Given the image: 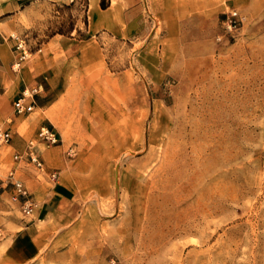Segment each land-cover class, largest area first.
I'll return each mask as SVG.
<instances>
[{"label": "rangeland", "instance_id": "1", "mask_svg": "<svg viewBox=\"0 0 264 264\" xmlns=\"http://www.w3.org/2000/svg\"><path fill=\"white\" fill-rule=\"evenodd\" d=\"M20 3L8 38L13 71L52 37L89 38L87 0ZM231 10L241 21L228 29ZM141 18L127 36H91L95 59L65 93L54 129L65 167L52 184L66 182V194L34 227L40 250L26 264H264V3L225 10L201 46L168 34L146 0ZM15 36L27 50L20 61ZM17 115L11 103L0 120L13 136ZM35 134L34 151L55 146ZM13 153L0 146V179L15 168L33 190L44 180ZM8 200L0 264L26 218Z\"/></svg>", "mask_w": 264, "mask_h": 264}, {"label": "crops", "instance_id": "2", "mask_svg": "<svg viewBox=\"0 0 264 264\" xmlns=\"http://www.w3.org/2000/svg\"><path fill=\"white\" fill-rule=\"evenodd\" d=\"M20 1L28 4L34 2V0ZM20 1L0 0V120L11 103L13 108L14 99L24 87L38 86L39 92L33 111L17 115L13 119L16 132L14 136L12 135L9 144L14 148V152L24 151L28 141L36 135L35 132L37 133L40 126L59 128L54 124V118L62 123L61 114L67 103L65 93L70 89L73 90L74 84L78 82L75 80L79 78L85 67L93 64L95 59V44L91 36H96L99 32L117 36L131 34L133 22L143 19L141 12L144 7V0H106L105 8L100 7L101 0H87L88 39L80 44H74L64 38L52 37L41 54L35 53L19 70L13 71L10 66L13 52L8 38L13 28V20L17 18V9L20 10L18 13H21ZM43 1L72 2L74 0ZM146 2L153 15L161 20L168 34L195 35L197 37L194 43L201 46L209 34V27L225 10L234 8L248 13L256 9L258 4L264 3V0H146ZM55 52L59 54L57 58ZM24 123L27 126L19 133L18 129ZM0 126L8 127L12 132L8 124ZM55 131L61 143L63 141L61 134ZM60 143L51 147H43L41 143L37 145L39 150L37 153L44 161L47 170L58 171V168L65 167V159L61 155L62 143ZM18 164V168L27 170L28 173L33 172L44 181L37 183L31 190L37 201L33 214L26 216L20 227L8 233L4 241L3 259L6 264H26L36 257L41 240L34 227L48 220L49 215L55 211L56 200L58 205L63 200L67 187L66 182L53 185L54 182L50 181L47 175L40 173L31 164L24 162ZM22 180L26 183L24 179ZM5 194L8 195L5 191L2 192L0 198L8 200ZM12 206L15 208V205Z\"/></svg>", "mask_w": 264, "mask_h": 264}, {"label": "built area", "instance_id": "3", "mask_svg": "<svg viewBox=\"0 0 264 264\" xmlns=\"http://www.w3.org/2000/svg\"><path fill=\"white\" fill-rule=\"evenodd\" d=\"M241 21L236 10H231L226 17V26L228 29L236 28ZM16 38L15 49L19 54L18 60H22L27 50L21 39ZM19 63H16L18 65ZM38 86L24 87L13 101V110L18 115H24L33 111L35 106L34 96L38 93ZM12 132L8 127L0 126V146L10 143ZM37 138L48 145H57L60 143V137L57 132L48 125H42L37 130ZM13 160L15 162H24L31 164L40 173L48 176L49 180L56 182L58 180L57 170H47L44 161L39 154L34 151L31 146H27L22 152H14ZM0 190L8 194L9 200L16 204L19 211L24 216L33 214L37 207V201L34 199L33 194L26 183L17 175L16 169L11 168L4 178L0 179Z\"/></svg>", "mask_w": 264, "mask_h": 264}, {"label": "trees", "instance_id": "4", "mask_svg": "<svg viewBox=\"0 0 264 264\" xmlns=\"http://www.w3.org/2000/svg\"><path fill=\"white\" fill-rule=\"evenodd\" d=\"M107 5H106V1L105 0H101L100 1V7L101 8H105Z\"/></svg>", "mask_w": 264, "mask_h": 264}, {"label": "bare ground", "instance_id": "5", "mask_svg": "<svg viewBox=\"0 0 264 264\" xmlns=\"http://www.w3.org/2000/svg\"><path fill=\"white\" fill-rule=\"evenodd\" d=\"M56 120H57V119L54 118V122H55V124H56L57 126H61L60 123H59L58 121H56Z\"/></svg>", "mask_w": 264, "mask_h": 264}]
</instances>
